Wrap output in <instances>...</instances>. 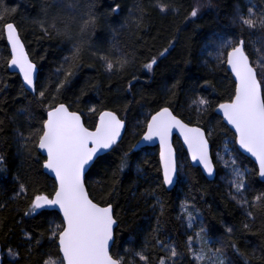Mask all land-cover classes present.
<instances>
[{"label": "trees", "instance_id": "obj_1", "mask_svg": "<svg viewBox=\"0 0 264 264\" xmlns=\"http://www.w3.org/2000/svg\"><path fill=\"white\" fill-rule=\"evenodd\" d=\"M160 4L168 10L161 12ZM5 8L9 11L0 20L3 264L48 260L61 264L62 218L56 211L30 210L36 194L51 198L57 189L44 171L46 159L36 146V136L49 109L61 103L80 113L90 129L101 111H114L127 123L122 141L86 176L91 199L113 207L118 222L114 258L123 264H198L190 241L199 232L226 264H264V183L256 164L240 153L236 134L216 113L221 103L234 97L236 88L226 62L231 51L224 47L227 42L234 46L243 39L258 78L264 81L260 24L264 0H214L194 18L190 13L195 0H0V11ZM241 17L252 19L254 27L244 25ZM90 18L94 23L85 28ZM8 22L17 27L39 69L35 94L10 71L3 27ZM76 49L79 55L73 61ZM121 56L129 63L118 70ZM154 57L157 63L148 71L144 64ZM105 58L114 64L111 72ZM201 98L208 104L193 103ZM163 107L186 123L211 131L207 136L217 169L214 181L190 164L176 139L179 182L168 191L158 148L135 150L150 117ZM125 160L126 167L120 170ZM234 168L244 176L241 192L233 183ZM184 204L199 216L191 232L181 215ZM173 248L176 257L171 255Z\"/></svg>", "mask_w": 264, "mask_h": 264}, {"label": "snow or ice", "instance_id": "obj_2", "mask_svg": "<svg viewBox=\"0 0 264 264\" xmlns=\"http://www.w3.org/2000/svg\"><path fill=\"white\" fill-rule=\"evenodd\" d=\"M159 8L161 12L168 10L167 5L164 4H160ZM8 11L6 8L0 11V20L4 19ZM198 11L199 8L195 7L190 15L196 17ZM249 13L252 14L251 8ZM241 22L250 28L254 27L252 19L241 17ZM93 23L94 18H90L85 22L84 27L87 28ZM260 24L264 26V15L260 18ZM3 27L7 33V41L11 45L10 65L17 67L27 85L35 90L36 65L29 60L14 23L8 22ZM224 47H231L226 62L235 74L237 84L234 97L227 103H221L218 111L223 113V118L235 129L240 148L258 161L259 175L264 177V81L258 78L256 69L250 64L243 39L234 46L229 41ZM164 52H167V48ZM78 55L79 49H76L71 59L75 61ZM105 62L106 70L111 72L114 67L113 62L107 58ZM128 63L126 56L119 57L116 61L118 70H123ZM156 63L154 57L149 63L144 64V68L151 71ZM68 75L71 76L72 72L69 71ZM39 95L43 98L44 92L41 91ZM193 103L207 105L208 101L201 98ZM124 129L125 122L114 111H101L98 123L90 129L85 126L80 114L70 111L61 103L49 109L42 128L37 130L36 146L46 153L43 167L55 174L58 188L51 198L48 195L36 194L30 210L34 213L37 209L55 207L63 213L64 226L58 235L59 249L63 253L61 264H123L121 258H114L110 252V244L114 243L113 228L117 224L113 207L111 204L101 206L90 198L85 188L84 175L90 167L95 166V162L101 160L106 150L117 144ZM174 130L183 137L192 160L201 163L211 175L213 164L207 139L211 131L209 130L206 135L205 129L189 126L173 115L168 107H163L150 117L147 131L143 135L144 141L156 139L159 141L163 182L172 185L176 177V155L171 143ZM126 163V160L122 161L120 170L126 167ZM233 172L236 177L233 183L237 192H241L244 188L243 173L235 168ZM21 191H25L23 186ZM260 199L259 196L256 197L257 201ZM56 228H60V225H56ZM228 231L231 232L232 229L229 228ZM171 255L173 257L178 255L175 248L171 250ZM194 257L196 260H203L205 258L203 249L199 256L194 253ZM140 258L147 259L143 255ZM45 264H55V262L48 260ZM214 264H225V262L217 255Z\"/></svg>", "mask_w": 264, "mask_h": 264}, {"label": "water", "instance_id": "obj_3", "mask_svg": "<svg viewBox=\"0 0 264 264\" xmlns=\"http://www.w3.org/2000/svg\"><path fill=\"white\" fill-rule=\"evenodd\" d=\"M15 25V24H14ZM17 28V27H16ZM18 30V29H17ZM18 33H19V31H18ZM19 35H20V33H19ZM5 36H6V40H7V33H6V30H5ZM20 38H21V36H20ZM21 42L24 44V42H23V40H22V38H21ZM7 44H8V47H9V49H10V54H11V45H10V43L7 41ZM24 49H25V52L28 54V52H27V49H26V47H25V44H24ZM247 54V53H246ZM28 58H29V60L31 61V59H30V56H29V54H28ZM249 61H250V59H249ZM250 64H251V61H250ZM36 65V64H35ZM252 65V64H251ZM253 66V65H252ZM9 67H10V71L12 72V73H16V74H18L19 75V77L21 78V81H22V83H23V86H24V88L29 92V93H32V94H35L36 93V84H37V81H38V77H39V69H38V67H37V65H36V73H35V75H34V84H35V90H33L32 89V87H30L29 85H27V83L24 81V79H23V74L22 73H20V71H19V69L17 68V67H15V66H11L10 65V63H9ZM228 67H229V69H230V71L232 72V70H231V67L228 65ZM233 73V72H232ZM258 75V74H257ZM233 76H234V79H235V82H236V84H237V81H236V77H235V74L233 73ZM227 103V102H226ZM67 106V105H66ZM68 107V106H67ZM69 108V107H68ZM218 109H219V106H218V108L216 109V113L223 119V121H224V123L235 133V129L230 125V124H228V122L223 118V113L222 112H220V111H218ZM69 110L70 111H72L70 108H69ZM170 110V109H169ZM171 111V110H170ZM172 112V111H171ZM173 113V112H172ZM78 114H80V113H78ZM156 114V113H155ZM154 114V115H155ZM81 115V114H80ZM173 115H175L174 113H173ZM81 118H82V121H83V123H84V119H83V116L81 115ZM121 118V117H120ZM177 118H179V117H177ZM122 119V118H121ZM179 119H181V118H179ZM123 120V119H122ZM124 122H125V129L121 132V137H120V139L117 141V144H115L112 148H110V149H108V150H106L103 154H102V156H104L105 154H107V153H109V152H111L115 147H116V145H118L121 141H122V139H123V137H124V135H125V133H126V130H127V123H126V121L125 120H123ZM185 122V121H184ZM98 123V122H97ZM186 123V122H185ZM85 124V123H84ZM189 124V123H188ZM86 126V125H85ZM189 126H192V127H196V125H191V124H189ZM202 128V127H201ZM203 129V128H202ZM146 131H147V129H146ZM146 131H145V133H146ZM144 133V134H145ZM206 135H207V133H206ZM179 140V142L181 143V145H182V147H183V149L185 150V152H186V154H187V156H188V159H189V162H190V164L193 166V167H195V168H199L200 170H201V172L203 173V175L205 176V178L207 179V180H209V181H214L215 180V178H216V176H217V169H216V166H215V164H214V161H213V156H212V147H211V143H210V141H209V139H208V136H207V139H208V142H209V154H210V157H211V160H212V164H213V173L211 174V175H209L208 173H207V171L204 169V167H203V165L201 164V163H199L198 161H193L192 160V157H191V153L188 151V148H187V145L184 143V140H183V137L179 134V132L178 131H173V134H172V138H171V143H172V147H173V149H174V151H175V155H176V164H177V172H176V177L174 178V181H173V184L172 185H168V184H165L164 182V185H165V187H166V189L168 190V191H172V190H174L176 187H177V185H178V182H179V168H178V155H177V151H176V147H175V140ZM143 148H158V150H159V160H160V151H161V148H160V144H159V141H158V139H156V140H153V141H144L143 140V136L141 137V139L138 141V143L136 144V146H135V150L136 151H138V150H141V149H143ZM238 149H239V151H240V153H242L244 156H246V157H248L249 159H251L255 164H256V166H257V168H258V172H259V163H258V161H256V159H255V157H253V156H251V154L250 153H247V152H245L243 149H241L240 148V146H239V144H238ZM38 150H39V152L42 154V156L43 157H45V159H46V153L43 151V150H41V149H39L38 148ZM160 165H161V171H162V178H163V167H162V163H161V161H160ZM92 167H90L89 168V170L88 171H86L85 172V175H84V184H85V188H86V190L88 191V189H87V186H86V176H87V174H88V172L90 171V169H91ZM44 171H45V173L49 176V177H51L54 181H55V183H56V185H57V188H58V181L56 180V178H55V174L53 173V172H51L50 170H48V169H45L44 168ZM259 177H260V179H261V181L264 183V177H261L260 175H259ZM89 193V192H88ZM89 196H90V194H89ZM91 198V197H90ZM95 202V201H94ZM37 210H50V211H56L59 215H60V217L62 218V221H63V213L58 209V208H55V207H45V208H41V209H37ZM113 214H114V210H113ZM115 217V216H114ZM64 223V222H63ZM118 226V222H117V224L114 226V228H113V240H114V237H115V229H116V227ZM58 246H59V242H58ZM112 247H113V243H111L110 244V252H111V250H112ZM2 252H3V249H2V246H1V243H0V264H3V255H2ZM60 254H61V257L63 256V253L60 251Z\"/></svg>", "mask_w": 264, "mask_h": 264}, {"label": "rangeland", "instance_id": "obj_4", "mask_svg": "<svg viewBox=\"0 0 264 264\" xmlns=\"http://www.w3.org/2000/svg\"><path fill=\"white\" fill-rule=\"evenodd\" d=\"M213 2L214 0H195V7L199 8L197 16H199L203 11L211 7ZM180 211H181V215H183L186 219L188 230L191 232L199 217L198 213L193 208H191L190 206L186 204H184L181 207ZM190 244H191L192 255L194 259H195L194 253L196 256H199L201 254V249H203L205 253V258L203 260L195 259L198 262V264H214V261L216 260V256L217 255L221 256L220 254L211 251L210 249L211 241L203 237L202 234H200L199 232L193 233ZM223 260L225 262L224 258Z\"/></svg>", "mask_w": 264, "mask_h": 264}]
</instances>
